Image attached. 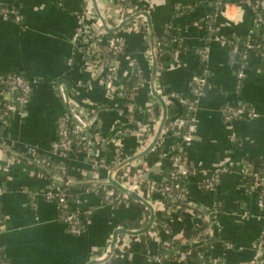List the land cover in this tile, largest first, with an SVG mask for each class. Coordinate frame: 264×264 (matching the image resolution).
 Here are the masks:
<instances>
[{"label": "crops", "instance_id": "1", "mask_svg": "<svg viewBox=\"0 0 264 264\" xmlns=\"http://www.w3.org/2000/svg\"><path fill=\"white\" fill-rule=\"evenodd\" d=\"M123 1L97 3L106 20L120 22L133 10L131 4L138 7L135 0H127L124 14ZM220 1L221 5L216 0L144 2L154 30L172 25L181 39L177 53L167 49L159 55L155 86L168 105V116L170 111L171 115L183 113L176 95L195 98L193 76L203 72L204 62L208 76L203 93L195 98L196 131L186 143L195 173L185 185L195 208L169 205L159 193L148 192L144 198L155 209V221L142 233L150 217L143 203L103 202L86 185L107 184L109 170L98 168V164L112 169L140 153L152 142L161 122L163 108L150 84L152 56L147 21L141 17L122 28L126 50L116 84L129 87L134 78L133 63L142 68L144 81L132 88L128 98L119 100L104 85V70L100 67L77 55L69 64L76 48L72 37L77 13L84 0H0V8L9 5L22 15L18 22L0 12V74H20L33 83L26 106L13 114L8 125L0 123V247L9 264H87L105 256L113 232L119 227L139 233H121L112 257L100 264H192V251H178L177 260L159 262L154 256L176 239L186 242L187 233L200 222L211 223L210 217L216 230L212 229L209 237L199 236L195 245L185 246H208L204 251L213 258H223L228 264H250L256 244L264 239V205H259L255 192L243 187L241 169L258 167L264 157V55L259 50L264 44V27L256 22L255 11L244 0ZM209 17V24L215 27L213 34L208 31ZM88 23L95 32L109 33L95 7L89 11ZM106 34L102 36L103 44ZM248 42L252 46L244 60L246 74L239 82L242 52ZM204 47L208 48V58L203 62L199 49ZM60 82L66 86L70 103L89 118V130L95 137L93 145L87 131L80 135L88 149L72 150L63 170L57 166L59 157L51 153L58 119L68 106L56 88ZM239 102L254 108L258 116L225 121L222 108ZM138 121L149 129L143 138ZM179 141L164 128L156 146L117 171L115 179L132 183L144 169L151 180L161 183L171 167L167 152ZM159 144L164 147L161 154L156 150ZM45 158L50 160L47 165L42 162ZM52 163L51 169L48 166ZM217 168L216 185L208 190L202 184ZM63 185L72 186L67 190L68 196L74 197L68 200L71 210L92 209L80 233L68 230L60 219L57 202L45 196L47 190ZM160 212L166 214L164 220ZM212 234L217 238L208 242ZM219 236L231 241L232 247L221 243ZM260 264H264V255Z\"/></svg>", "mask_w": 264, "mask_h": 264}, {"label": "built area", "instance_id": "2", "mask_svg": "<svg viewBox=\"0 0 264 264\" xmlns=\"http://www.w3.org/2000/svg\"><path fill=\"white\" fill-rule=\"evenodd\" d=\"M138 3L136 9L130 10L127 16L139 11L145 10L143 7L145 0H135ZM217 4L221 5L220 0H216ZM245 4L252 8L256 14V22L263 26L264 24V0H244ZM129 1H123V13L125 5ZM94 9L92 0H84L83 7L78 14L77 26L73 33L72 41L75 45V51L73 56L69 59V64H72L75 56L81 57V59L89 62L94 67H103L104 78L103 83L106 88L110 91L113 97L116 98H128L132 89L129 90L128 86H118L116 84V79L122 64V55L126 50V40L122 33V29L114 32V35L108 37L106 42L103 44L102 36H105L106 32L90 29L88 23L89 11ZM220 12L223 13V9L219 8ZM2 16L8 17L12 16L18 22L22 21V15L15 8L9 5L2 6L0 8ZM125 14V13H124ZM140 16L138 18H141ZM137 18V19H138ZM145 18V17H143ZM131 21L132 23L135 22ZM121 21L123 19H120ZM146 20V19H145ZM212 18L207 19L208 24ZM110 28H116L119 21L106 20ZM172 25H167L162 30L161 39L156 41V47L159 55H163L167 49H172V53L175 54L180 50L181 39L178 36H173ZM208 31L213 34L215 32V27L211 23L208 25ZM224 41H228L226 38ZM251 44L248 42L246 44V49L242 52V60L240 68L238 71V81L245 77L246 74V64L245 58L247 56V51L251 48ZM261 47V46H259ZM151 53V51H150ZM105 54V55H104ZM199 54L202 57L203 62L208 58V48L204 47L199 49ZM264 55V52H262ZM132 74L136 77L135 85L132 87L133 90L143 84L144 73L141 67L137 64H132ZM208 76L207 66L204 62V70L201 74L193 76V91L195 98L203 93L206 86ZM33 83L27 77L16 74V73H1L0 74V123L2 125H8L11 121L13 114L22 108H24L29 100ZM58 93L62 97L63 101L68 104L67 110L59 117L57 122V137L51 145V153L58 156L60 161L57 166L60 170L65 167V161L69 157L72 150L77 149L81 151L82 148H76L74 145V135L80 136L87 128H89V118L79 110L75 104L70 103L69 94L67 92L64 83L60 82L56 85ZM159 92V91H158ZM160 93V92H159ZM176 98L186 107L185 114H172L168 116L167 123L165 125V130L171 132L176 137L180 139L179 142L171 146L170 150L167 152L171 161V181L169 183L154 182L147 176V171L141 169L138 173L137 178L132 183H126L124 179H117L124 187L136 192L137 194L144 196L148 192H157L160 194L161 199L168 203L171 200L173 203L175 200L188 199L187 189H186V179L193 173H195V167L187 157L186 143L191 141L193 134L196 131V111H197V100L188 99L176 95ZM222 114L225 121H231L234 118L248 116L250 118H255L258 116L256 110L243 102H239L235 105H226L222 108ZM138 130L141 134H147L149 129L142 122H137ZM84 146L87 151V144L84 142ZM117 153L121 154L120 148H117ZM165 155V153H164ZM36 156V154H35ZM36 158L39 159V156ZM45 164H49L50 160L42 159ZM104 168L106 170H111L110 166L105 164H98V168ZM220 169L217 168L205 178L202 186L208 190H213L216 185L217 176ZM250 175L254 179V183L250 186L249 192H255L257 200L260 206L264 205V168L260 167H250L245 166L241 169V176L243 187L245 184V176ZM95 187L108 184H93ZM110 186V185H109ZM45 196L49 200H55L60 209V219L66 223L68 230L72 233H80L85 225V216H89L92 213L91 208H87L84 211L79 209L71 210L68 202V191L64 188L49 189L45 193ZM187 197V198H186ZM128 193L121 191L115 187L110 186L105 190V196L103 201L107 203L115 204H125L128 205L134 201ZM190 205L194 204L189 201ZM212 229L207 228L205 234H211ZM205 234H203L205 236ZM203 235H200L203 236ZM110 245V244H109ZM107 246V250L109 248ZM118 245V244H117ZM227 248H231V243L225 244ZM0 247V252H1ZM106 254V253H105ZM264 255V239H261L256 244V251L254 256L250 260V264H260L263 261ZM165 256L155 255L154 258L161 262L164 260ZM100 258V256L98 257ZM169 259V258H168ZM178 254L172 260H177ZM0 264H9L6 259L0 260ZM214 264V263H210ZM221 264H225L221 261Z\"/></svg>", "mask_w": 264, "mask_h": 264}, {"label": "water", "instance_id": "3", "mask_svg": "<svg viewBox=\"0 0 264 264\" xmlns=\"http://www.w3.org/2000/svg\"><path fill=\"white\" fill-rule=\"evenodd\" d=\"M92 1H93V5H94L101 21H102L104 29L109 33H114V32L121 30L124 25H126L127 23H129L131 21H134L135 19H137L140 16L145 17V19L147 21V25H148V37H149L150 51H151V56H152V72H151V77H150V84H151L152 94L160 102V104L163 108V116H162L161 122L159 124L158 130H157L152 142L149 144V146L147 148H145L144 150H142L140 153L125 159L124 161H122L119 164H116L109 171L108 179H107L108 185L128 193L133 199L143 203L150 210L149 222H148L147 226H145L140 231L143 233L145 231H148L150 229V227L154 224L155 209L150 204V202L147 199H145L143 196L137 194L136 192H134V191H132L126 187H124L120 182H118L115 179V173L117 171L121 170L124 166L131 163L133 160L142 157L143 155L148 153L150 150H152L156 146L157 142L159 141V139L162 135V132L164 130V127H165L167 119H168V105H167L166 101L164 100L163 95L157 91L156 86H155V81H156L158 71H159V54H158L157 47H156L155 30L153 28L151 15H150L149 11H147V10H139V11L131 14L130 16L125 18L124 20H122L116 28H110L107 24L106 19L103 16L102 11L98 7L97 0H92ZM102 68L103 67H100V70H102ZM119 100H122V99H119ZM173 100L177 101V99H173ZM86 131L88 132V140L90 142H92L93 145H95L94 134L92 133V131L89 130V128H87ZM187 200L190 201L191 199L188 198ZM176 202H178V201L175 200L174 203H176ZM207 213H209V212L207 211ZM210 218H211V226L214 230H216L215 222H214L212 217H210ZM121 233H130V234L132 233L133 234V233H139V232H131V231H128L127 229L121 228V227L116 228L113 232L112 240H111V243L109 245V248H108L105 256L103 258H95V259L89 261L87 264H100V263H103V262H106L107 260H109L116 250L117 244L119 242V235ZM216 238H217L216 234H212V236L208 240V242L214 241V240H216Z\"/></svg>", "mask_w": 264, "mask_h": 264}, {"label": "trees", "instance_id": "4", "mask_svg": "<svg viewBox=\"0 0 264 264\" xmlns=\"http://www.w3.org/2000/svg\"><path fill=\"white\" fill-rule=\"evenodd\" d=\"M132 9H136V5H132ZM263 27H264V24H263ZM173 36H178V34H176V31H173ZM114 35V33H107L106 36L107 38ZM161 36H162V30L161 31H155V39L156 41H158L159 39H161ZM260 51L264 52V44L261 45ZM159 63H160V60H159ZM135 81H136V77L133 78V82L130 83L129 85V90L132 89L133 85H135ZM204 91V90H203ZM181 105H183L181 102H179ZM183 115L185 114L186 112V107L183 105ZM171 111L169 113V115L171 116ZM145 137V134H142L141 135V138ZM74 145L76 146V148H82L81 151H84L86 150L85 146H84V141L82 140L81 136H78V135H74ZM157 152L158 153H163L164 152V147L162 144H159L158 147L156 148ZM54 166V163H52L51 165H49L48 167L49 168H53ZM260 169H263L264 168V157L261 161V164L259 165ZM171 167L166 171L165 173V178L163 180L164 183H169L171 181ZM254 179L250 176V175H246L245 176V184H244V188L246 191H250V186L254 183ZM86 186H89V187H92L94 189V191L96 193H98L102 199H104V196H105V190L106 188H109L110 186L109 185H101L99 187H95L94 185H90V184H87ZM62 188L66 189V190H71L72 186H69V185H63L61 186ZM188 197V195H187ZM186 197V198H187ZM74 199V197H72L71 195L68 196V200H72ZM105 202V201H103ZM168 204H174L171 200H168L167 201ZM176 204H181V205H186V206H189V207H192V208H195V206L193 205H190L189 204V201L187 199H183V200H179L178 202H176ZM70 207V206H69ZM159 215H162L163 218L162 220L165 219L166 217V214L165 213H159ZM90 216H85V222L89 219ZM207 228H212L211 226V223L209 220H206L204 222H200L196 229L195 230H192L190 231L189 233H187L186 235V242L184 243H180L179 240H175L174 243L172 244H169V247L167 249H163L161 248L160 251H161V254H158L159 256H165L164 257V260H167L168 258L169 259H172L174 257H176L178 251H182V252H186V251H192L193 252V256H192V264H210V263H214V264H221V261L225 264H228L225 259L223 258H213L211 256H209L208 254L205 253V249L208 247V246H205L204 248L201 247V246H193V247H186L185 244L187 243H190L191 245H195L197 242H199L198 237L200 235H203L205 234V230ZM168 229V228H167ZM206 237H209L210 235L209 234H205ZM219 241H221V243L223 244H226V243H231L233 244L231 241H228V240H223L222 237L219 236ZM189 244V245H190ZM2 259H6L5 255L0 252V260Z\"/></svg>", "mask_w": 264, "mask_h": 264}]
</instances>
